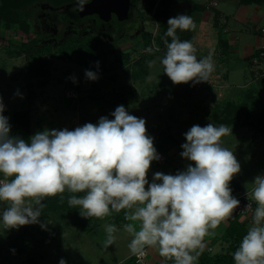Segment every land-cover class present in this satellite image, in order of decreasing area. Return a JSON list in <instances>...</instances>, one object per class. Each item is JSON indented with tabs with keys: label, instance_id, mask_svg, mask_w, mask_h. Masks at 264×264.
<instances>
[{
	"label": "clouds",
	"instance_id": "1",
	"mask_svg": "<svg viewBox=\"0 0 264 264\" xmlns=\"http://www.w3.org/2000/svg\"><path fill=\"white\" fill-rule=\"evenodd\" d=\"M88 3L77 0V10L84 11ZM195 28L191 15L178 14L167 21L166 52L159 62L174 85L208 82L214 71L211 55L198 58L194 44L177 35L178 30ZM155 63L147 62L149 68ZM85 78L96 81L99 76L85 70ZM69 79L76 82L74 76ZM15 95L23 98L19 91ZM4 111L0 96V204L4 205L0 223L5 230L34 224L47 230L40 221L43 201L60 195L63 203L67 191L69 207L79 209L83 218L103 219L123 210L132 255L143 257L152 248L165 262L198 264L206 247L204 238L232 218L240 205L230 183L241 165L221 142L232 135V127L193 125L181 145L180 156L190 161L185 170L175 175L156 172L149 182L151 164L160 159L154 138L147 133L146 120L129 114L123 105L110 114L113 119L102 116L97 123L73 130L44 129L28 140L10 134ZM251 184L246 192L251 226L232 254L234 264H264V175H257ZM117 231L115 224L105 225L102 247L116 243ZM59 264H66L65 259Z\"/></svg>",
	"mask_w": 264,
	"mask_h": 264
},
{
	"label": "rangeland",
	"instance_id": "2",
	"mask_svg": "<svg viewBox=\"0 0 264 264\" xmlns=\"http://www.w3.org/2000/svg\"><path fill=\"white\" fill-rule=\"evenodd\" d=\"M73 1L75 0H62L56 5L65 6ZM180 2L178 11L184 6L183 8L187 9L183 11L184 14L191 15L194 20L197 11H188V8L193 3H200V0ZM152 3H155V6L150 10ZM160 3V0H136V13L141 17L144 28L142 32H137L131 41L123 42L118 49L107 48L108 46L101 44L100 39L94 36L85 34L78 37L72 34L60 46L58 52L53 53L49 48L51 53L47 52L46 47L39 45L31 17L28 18L31 25L28 35L15 30L2 31L0 96L8 107V111L3 114L9 118L10 134L18 136L13 124L14 117L24 110L31 112V133L34 135L44 129L73 130L88 122L97 123L102 116L113 119L110 114L117 106L123 105L129 114L146 120L147 133L154 138L157 152L171 158L172 171L167 167L165 170V166H159L160 169L148 174L151 182L156 172L175 175L178 171L185 170L190 161L180 156L181 145L186 142L184 133L193 125H226L219 120L234 119L237 116L236 111L245 110V117L264 114V92L254 82L255 75L251 73L253 69L250 68L251 60L245 59L243 50L245 46L259 48L261 44L259 35L249 34L256 26L255 20H244L240 23L238 29H241L242 33L247 31L248 35H241V43L231 42L228 46L224 45L223 41L220 44L219 39H224L220 31L217 32L213 26L205 23L200 25V21H194L196 28L185 31V37L188 36L187 32H190L198 58L211 55L214 71L208 82L195 86L191 83L174 85L163 73L159 62L166 52L165 48L164 51L153 43L160 29L166 27L164 22L173 16L169 11L166 21V17L156 18L155 12L160 9ZM39 4L53 3L43 1L35 8ZM254 7L251 5L249 11ZM222 8L223 4L220 2L219 9ZM75 14H78L77 8L72 6L68 16L73 18ZM259 15L261 16V12ZM112 24H116V21ZM262 24L263 21L260 25ZM145 35L152 37V44L147 47L142 46ZM23 43H29L30 47L20 50L19 45ZM149 48L151 52L147 51ZM77 50L87 51L84 56L87 53L89 55L86 56L85 62L70 59L71 53ZM19 52V55H14ZM90 55H94L92 60H88ZM121 58H127V63ZM147 59L156 61L152 68L148 67ZM85 70L97 72L98 80H87ZM73 76L76 78L75 83L69 79ZM17 91L23 98L15 95ZM70 91H76L78 98L67 97L66 93ZM219 93L228 96V100L220 98ZM229 107L235 108L230 110ZM244 126H229L232 127V135L222 137L221 141L223 146L234 152L241 165L240 173L232 180L235 184L233 196L251 189L254 178L262 175L264 171V137L254 138L252 127ZM151 167L155 168L153 165ZM3 207L4 205L0 204V210ZM117 214L116 218L121 227L116 226V243L107 249L102 247L106 238L107 223L101 222L100 228L93 233H81L77 229L79 225L77 228L73 225L76 216L82 218L79 209L51 214L43 220L40 218L41 223L47 224V230L42 229L39 224L23 226L18 230H5L0 223V243L3 242L1 238L4 236L17 235L24 231V228H28L37 236V242L32 245L38 257V264H59L61 258L65 259L66 264H114L126 260L130 254L128 244L132 239L123 230V225L129 222L124 219L125 212L122 210ZM113 221L114 219L111 220ZM88 223L89 220L84 222ZM23 261L24 258L11 252L0 253V264H24Z\"/></svg>",
	"mask_w": 264,
	"mask_h": 264
},
{
	"label": "crops",
	"instance_id": "3",
	"mask_svg": "<svg viewBox=\"0 0 264 264\" xmlns=\"http://www.w3.org/2000/svg\"><path fill=\"white\" fill-rule=\"evenodd\" d=\"M212 2H216L217 5L216 6L211 5L210 3ZM220 2H222L223 4L222 10L219 9ZM180 3H181L180 0H173L171 6L169 7V11H171L173 14L172 17L177 16L178 14H184L183 11L187 10L183 8L184 6H182L181 10L178 11ZM251 5H254L255 7L251 11H249L248 8H250ZM192 9L194 10L196 9L197 11L194 16V21H200V25H202V23L203 24L205 23V25L213 26L217 32L220 31L222 33V36L224 35V39L222 38L223 40L219 39L220 44L221 41H223L224 45L226 46H228L227 44L231 42L235 44L241 43V35L245 36L248 35V33L247 31L245 33H242V30L238 29L239 24L243 23L244 20L250 21V19H253V21L255 20L256 26L253 32L250 31L249 34L256 33L257 35L260 36L261 43L263 41V38L260 34V28L264 24L262 25L260 24L262 23V21L264 23V11L262 10L264 9V3L262 5H257V4H244L241 2V0H200V3H193L192 6H189L188 11ZM259 12H261V16L259 15ZM257 49L258 48L255 47L245 46V48L243 49L245 53L244 57L246 60L248 59L251 60L250 68L253 69L251 73L255 75L254 82L256 83L258 88L262 92H264V65L255 66V64L252 61ZM218 96L223 100L226 101L228 100V96H225L221 93H219ZM26 111L29 112L31 118V112L29 110ZM219 121L223 122V120H219ZM227 125L228 124H226V126ZM236 125L237 124H231L229 126H236ZM31 136L32 133H31V119H30L29 138ZM261 136L264 137V133ZM163 156L165 158V162L163 164H159L157 161H153L151 166L153 165L155 168L151 167L149 173H151L153 170L160 169L158 168L159 166H165V170H167L168 168L169 170L172 171L173 166L170 165L171 158L169 157L167 158V156H165L164 154ZM262 175H264V171ZM245 191L246 190L242 192ZM65 193L68 192L66 191ZM74 210L76 209L69 207L65 209H59L55 211L41 213L42 215L40 218L43 220L46 218V216H49L51 214H61V212L65 213ZM116 217H118V214L115 212H113L110 216L105 217L103 219H97V218L86 219L83 217L77 218L76 216L73 225L75 226V228H77V226L79 225V228L77 229L81 233L90 234L95 232L98 228H100L101 222L102 223L105 222L107 224H115V226L121 227L119 220ZM112 218L114 219L113 222H111V220H113ZM88 220L89 223L84 224V222ZM250 226H251V217H237L234 215L226 222L221 223V225L214 230L213 234H210L204 238L206 247L203 253L201 254V256L199 257L198 264H234L232 254L238 248L240 242L242 241L243 236L246 235L247 230ZM34 233H35L34 231H31L28 228H24V231L20 232L17 235L10 234V236L9 235L4 236L3 238H1L3 242L0 243V248L2 249L0 250L1 251L0 253L4 251H8L14 255L16 254L21 256L22 259L24 258L23 261L24 264H38V262L36 261V257H37L36 251L34 250L32 245L33 242H37V236ZM13 249L15 250L14 253L12 251ZM134 256L135 255H132L130 253L127 256L126 260L124 261L122 260L121 262L118 261L115 262L114 264H124L127 260H129ZM40 257L42 258V256ZM165 263L166 262L163 260V258L159 256L157 250L152 248L148 249V256L146 258L145 264H165Z\"/></svg>",
	"mask_w": 264,
	"mask_h": 264
},
{
	"label": "trees",
	"instance_id": "4",
	"mask_svg": "<svg viewBox=\"0 0 264 264\" xmlns=\"http://www.w3.org/2000/svg\"><path fill=\"white\" fill-rule=\"evenodd\" d=\"M43 1H49V2H52L53 4H60L62 0H0V33L2 31L15 30V31H20L24 33V35H28V33L30 32V27H31L30 22H28V18L31 17L35 6L38 3L43 2ZM160 1H161L160 9H158L155 12V16L158 19H161L162 17H166L165 18V21H166L168 18L169 7L171 6L173 0H160ZM241 2L244 4L262 5L264 3V0H241ZM154 6H155V3H152L150 10H152ZM164 25H166L167 27V22H164ZM166 27L164 29L163 28L160 29L159 34L155 37V40L153 41V43H155L159 48L163 50L164 48L166 50V46L164 44V39L166 38L165 32L167 31ZM187 33H188V36L185 37L186 33L181 32L179 30L177 31V35L179 36L181 40H189L192 42V36L190 35V32H187ZM151 38H152L151 35H145L144 36L145 41L142 44V46L147 47L150 44H152ZM167 39L169 42H171L170 37H167ZM19 46H21L20 50H27L30 47V44L23 43V44H20ZM46 50L47 52H50L48 48ZM86 52L87 51L77 50L74 53H71L69 57L70 59L74 61L85 62L86 56L89 55L87 53L84 56ZM19 54L20 52L14 53V55H19ZM93 58H94V55H90L88 60H92ZM123 60H124L123 62L127 63V58ZM147 61L149 60L147 59ZM145 71H147L146 68H145ZM229 108L230 110L232 109L234 110L235 107L234 108L229 107ZM235 113L237 114L238 117L236 116L234 119L223 120V122L228 125L242 124V125L251 126L254 131V138H258L264 133V114L260 116L253 114L251 115V117H248V116L245 117L244 115V113H246L245 110H243V112L236 111ZM239 114H241V116ZM13 124L17 129L18 136L25 140H28L30 136V114L29 112L26 110L18 112V114L15 115L14 117ZM230 187L232 188V190L235 187V184L232 181L230 183ZM70 195H71L70 193L63 194V203H61L60 195H57L56 197L45 198V201H43V203L46 204V207L42 210V213L69 208L67 200ZM124 264H136L135 257L130 258ZM165 264H172V262L167 261Z\"/></svg>",
	"mask_w": 264,
	"mask_h": 264
},
{
	"label": "flooded vegetation",
	"instance_id": "5",
	"mask_svg": "<svg viewBox=\"0 0 264 264\" xmlns=\"http://www.w3.org/2000/svg\"><path fill=\"white\" fill-rule=\"evenodd\" d=\"M70 4L71 7H76L77 0L65 6L39 4L32 12L31 21L39 45L49 48L53 53L58 52L72 34L78 37L85 34L94 36L100 39L101 44L108 46L107 48L118 49L123 42L131 41L144 28L141 17L136 13V0H131L126 20L112 14L109 21H103L97 14L83 16L78 10V14L71 18L68 16L71 7H67ZM113 21L116 24H112Z\"/></svg>",
	"mask_w": 264,
	"mask_h": 264
},
{
	"label": "water",
	"instance_id": "6",
	"mask_svg": "<svg viewBox=\"0 0 264 264\" xmlns=\"http://www.w3.org/2000/svg\"><path fill=\"white\" fill-rule=\"evenodd\" d=\"M71 5L67 7L70 8ZM130 5L131 0H90L84 11L80 13L83 16L97 14L103 21H109L112 14H115L121 20H126L128 19Z\"/></svg>",
	"mask_w": 264,
	"mask_h": 264
},
{
	"label": "built area",
	"instance_id": "7",
	"mask_svg": "<svg viewBox=\"0 0 264 264\" xmlns=\"http://www.w3.org/2000/svg\"><path fill=\"white\" fill-rule=\"evenodd\" d=\"M213 6H216L217 3H210ZM260 33L263 38L262 43L260 44L259 48L257 49L254 57H253V63L257 65H264V25L260 28ZM67 96L72 99H77L78 94L76 91H70L67 93ZM8 111V107L5 105V111L6 113ZM160 159L157 161L159 164H163L165 161V158L162 153L158 152ZM246 192L239 193L238 195L234 196L235 198L239 199L240 205L239 207L235 210L234 216L237 217H251V213L246 211V205L249 203L248 199L246 198ZM255 208V205H253V209ZM148 256V249L146 250V255L143 257H135V263L136 264H145L146 258Z\"/></svg>",
	"mask_w": 264,
	"mask_h": 264
}]
</instances>
